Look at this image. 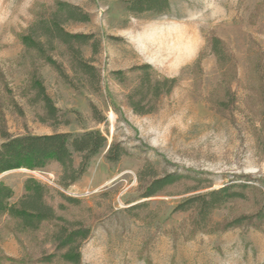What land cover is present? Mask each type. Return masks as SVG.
Segmentation results:
<instances>
[{
	"label": "rangeland",
	"instance_id": "obj_1",
	"mask_svg": "<svg viewBox=\"0 0 264 264\" xmlns=\"http://www.w3.org/2000/svg\"><path fill=\"white\" fill-rule=\"evenodd\" d=\"M54 1L0 0V129L9 135L99 129L107 145L119 142L127 149L113 163L105 157L106 145L68 187L58 184L60 167L55 163L35 169L53 179L54 184L43 181L50 187L49 201L57 214L82 219L90 228L88 240L80 247V264H264V222L255 228L191 231L190 212L174 210L195 192L239 182L255 188L246 187L244 198L214 210L212 220L219 223L250 214L260 205L264 195V0H168L167 10L159 14L129 12L126 0H62L89 14L88 21L68 22L65 27L93 33L99 40L97 53L89 44L81 52L96 66L100 82L94 91L83 76L70 72L66 60L55 56L72 77L75 86L69 85L39 60L44 89L61 111L60 120L52 123L39 120L41 105L28 102L30 60L22 55L19 35L34 14ZM210 36L221 39L231 54V65H222L210 50L206 40ZM186 46L187 56L181 50L175 53L177 47ZM145 63L154 75L176 82L169 93L161 94L153 111L137 114L127 96L138 72L129 69ZM115 70L125 72L123 80L110 73ZM144 103L143 109H149V96ZM93 107L102 122L93 118ZM78 161L75 154L74 163ZM167 173L202 180L181 178L144 197L150 175ZM30 175L36 174L24 168L0 174L13 190L10 202L24 192V179ZM54 189L78 201L67 204ZM6 219L0 217V251L9 259L0 264H14L15 258L30 260L42 247L50 249L41 233L36 239L44 243L2 227ZM7 238L16 246L14 256L1 247Z\"/></svg>",
	"mask_w": 264,
	"mask_h": 264
},
{
	"label": "trees",
	"instance_id": "obj_2",
	"mask_svg": "<svg viewBox=\"0 0 264 264\" xmlns=\"http://www.w3.org/2000/svg\"><path fill=\"white\" fill-rule=\"evenodd\" d=\"M168 8V0H126V10L132 13L150 11L155 14L165 12ZM89 14L79 6L62 0H55L51 6L34 14L33 21L25 28V32L19 35L23 45L22 55H28L30 69L27 72L28 82L26 91H31L28 102L39 104L43 114L39 120L59 121L61 111L53 105L43 86L42 76L38 70L41 64H48L65 83L75 86L72 77L66 73L61 57L68 62V69L75 76H83L85 82L94 91L99 90L100 73L92 60L82 56L81 47L89 44L92 53H97L99 40L93 33L72 32L66 29L68 22H86ZM210 50L217 55L219 62L231 65V54L224 50L221 39L210 36L206 39ZM226 57V58H224ZM223 58V59H222ZM39 60L42 62L39 63ZM233 66V65H232ZM138 72L136 84L127 96L132 110L137 114H145L153 111L161 94L171 91L175 78L158 77L154 75L151 65L145 63L130 67V70ZM118 80H123L125 72L115 70L110 72ZM78 80L84 81L79 78ZM149 96L150 108L144 110L145 99ZM96 108L93 107V118L98 122L104 119L96 117ZM0 174L9 170L24 168L35 170L43 168L47 164L55 163L60 167L57 175L58 184L68 187L86 172L90 159L100 153L107 145V137L99 129H87L82 132L53 131L51 133L33 134L27 132L21 135H9L4 129H0ZM126 148L119 142H111L107 145L105 154L109 162H117L127 154ZM78 155L79 161L74 163V156ZM144 197H149L162 191L166 186L181 178H189L197 183L200 178H190L184 174L167 173L163 176L150 175ZM254 189L247 182L224 184L221 187L209 188L207 191L195 192L180 200L174 207L176 212L189 211L191 231L208 232L210 230L225 231L230 228L248 226L257 227L264 222V195L260 199L258 208L250 214L236 215L223 222H214L212 213L221 208L232 199L244 198L245 188ZM200 188L199 186L194 189ZM24 192L13 203V190L9 184L0 179V217L6 216L2 227L13 231L14 234L30 236L33 241L44 243L45 240H37L39 233L49 240L50 249L42 247L39 255L31 258L11 259L14 264H80V247L88 240L90 228L82 219L66 218L57 214L54 206L49 201L50 187L28 176L23 183ZM55 193L67 204H74L77 198L64 195L61 191ZM62 207L59 202L58 206ZM37 238V239H36ZM38 242V243H39ZM9 259L0 251V263Z\"/></svg>",
	"mask_w": 264,
	"mask_h": 264
},
{
	"label": "crops",
	"instance_id": "obj_3",
	"mask_svg": "<svg viewBox=\"0 0 264 264\" xmlns=\"http://www.w3.org/2000/svg\"><path fill=\"white\" fill-rule=\"evenodd\" d=\"M1 247L4 248L5 253L8 255L14 256L16 254V246H14L13 241L11 239H6L3 243H1Z\"/></svg>",
	"mask_w": 264,
	"mask_h": 264
},
{
	"label": "built area",
	"instance_id": "obj_4",
	"mask_svg": "<svg viewBox=\"0 0 264 264\" xmlns=\"http://www.w3.org/2000/svg\"><path fill=\"white\" fill-rule=\"evenodd\" d=\"M32 173L34 172L36 175L34 176L37 180L41 181L42 183H45L43 180H46L48 183L50 184H54L53 179L52 178H48L46 177L43 173L36 171V170H29ZM46 184V183H45ZM62 189V188H60ZM63 190V189H62ZM70 193V192H69ZM72 195H76L75 193Z\"/></svg>",
	"mask_w": 264,
	"mask_h": 264
},
{
	"label": "bare ground",
	"instance_id": "obj_5",
	"mask_svg": "<svg viewBox=\"0 0 264 264\" xmlns=\"http://www.w3.org/2000/svg\"><path fill=\"white\" fill-rule=\"evenodd\" d=\"M178 34V33H177ZM175 35V34H174ZM181 41V40H180ZM181 46V45H180ZM155 47V46H154ZM182 51V53H181V55H183V56H187V54L190 52V49L188 48V46H186V47H177V50H175V53H178L179 51ZM168 52V51H167ZM158 53H163V52H160V51H158ZM183 56H182V58H183ZM173 57V56H172Z\"/></svg>",
	"mask_w": 264,
	"mask_h": 264
},
{
	"label": "water",
	"instance_id": "obj_6",
	"mask_svg": "<svg viewBox=\"0 0 264 264\" xmlns=\"http://www.w3.org/2000/svg\"><path fill=\"white\" fill-rule=\"evenodd\" d=\"M24 170H26V169H24Z\"/></svg>",
	"mask_w": 264,
	"mask_h": 264
}]
</instances>
